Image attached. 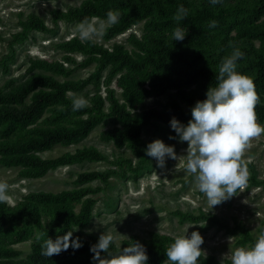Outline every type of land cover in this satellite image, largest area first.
Returning <instances> with one entry per match:
<instances>
[{
	"label": "trees",
	"instance_id": "1",
	"mask_svg": "<svg viewBox=\"0 0 264 264\" xmlns=\"http://www.w3.org/2000/svg\"><path fill=\"white\" fill-rule=\"evenodd\" d=\"M183 5L188 9V16L177 22L173 19L177 8ZM109 10L120 12L119 22L106 29L103 38L108 40L125 31L132 24L145 20L147 32L141 39L134 34L130 41L136 48L127 50L121 43H113L111 47L95 41H81L72 36L58 44L65 52L90 53L98 61V70L93 76L98 86L100 70L107 68L105 84L115 78L121 88L120 98L112 89H106L105 96L93 95L95 111L85 107L72 110L66 92L80 88L76 80L59 81L53 75L44 72H32L23 81L9 90H0V163L4 166H20V173L27 177L42 176L49 168L71 164L83 160L103 159V155L94 147H81L74 152H66L55 158H41L37 152L48 150L56 144L65 145L79 141L100 121L104 113L102 106L107 103L108 114L117 122L100 131V138L112 141L117 147L126 146L138 152L140 131L143 126L155 120V126L163 123L170 127L171 118L175 117L182 124L191 119V107L198 100L206 99V91L210 85L215 86L218 67L221 60L231 54V42L238 47L244 56L238 63L237 71L250 76L260 100L256 106L257 118L264 120V0H222L212 5L210 0H82L76 7L66 12L53 11V17L80 23L85 18L97 17L107 19ZM217 21V27L210 28L209 21ZM23 28L44 29L43 21L35 15H29ZM187 31L183 41H174L172 32L175 27ZM24 32V31H23ZM35 65H47V61L38 60ZM59 71V63H50ZM168 90L175 92L177 99H170L161 108L134 110L142 101L158 93ZM29 96V102L25 98ZM62 104L67 113H88L74 125L54 123L49 126L28 128L26 134L15 138V131H22L35 124L45 109L54 104ZM184 106L186 108H184ZM171 137L178 138L170 127ZM107 174L87 171L80 173L76 181L82 183L93 179H106ZM90 189L78 186L60 192H31L26 198L14 206L0 203V236L3 228L21 219H27L44 234L43 238L53 240L62 236L72 227H84L92 215V197L87 196ZM80 202L78 211L73 203ZM47 209L52 214L53 228L44 229L40 212ZM182 218L192 221L206 219L200 212L188 215L177 211ZM243 235L240 243H255L246 229L235 225ZM55 229V230H54ZM25 230L14 232V239L25 236ZM79 238L82 247L61 252L50 258L41 255L43 240L34 241L31 251L25 258H16V250L6 248L0 243V264H93L91 245L99 236ZM139 241L146 248L149 260L147 264H161L167 259L166 248L174 239L153 232L148 238L131 236L121 246L111 245L115 251ZM102 255H104L102 253ZM198 264H219L213 256L202 254Z\"/></svg>",
	"mask_w": 264,
	"mask_h": 264
},
{
	"label": "rangeland",
	"instance_id": "2",
	"mask_svg": "<svg viewBox=\"0 0 264 264\" xmlns=\"http://www.w3.org/2000/svg\"><path fill=\"white\" fill-rule=\"evenodd\" d=\"M82 0H0V90L5 92L12 86L23 81L32 72H44L53 75L59 81L76 80L80 88L66 92L75 93L88 100V108L95 111L93 95L100 93L105 96L106 89H112L120 98L121 88L115 78L107 86L105 77L107 68L101 69L98 86L94 75L98 70V61L94 55L79 52H65L58 44L72 36L78 24L64 18H54L53 11L66 12L76 7ZM35 15L43 21L44 29L23 28V22L29 15ZM97 18V17H96ZM98 20H106L99 19ZM145 20L132 24L125 31L105 40L103 37L94 40L111 47L113 43H121L129 51L136 48L130 41L134 34L141 39L147 32ZM24 31V32H23ZM38 60L59 63L62 69L55 66L35 65ZM177 99L173 90L166 93L153 94L145 98L132 111L149 108H161L170 99ZM29 102V96L24 100ZM184 108H186L184 106ZM104 113L100 121L79 141L65 145L56 144L48 150L37 152L41 158H55L66 152H74L81 147L92 146L102 155L103 159L83 160L71 164L49 168L42 176L27 177L20 173V166H4L0 163V181L9 185L11 197L8 206H14L24 200L31 192H60L78 186L90 189L87 196L92 197V215L84 227H72L74 235L84 239L99 236L105 232L115 238L114 245L119 247L131 236L148 238L153 232L175 238L188 230L198 231L204 243L201 245L205 254L213 256L219 264H230L224 255L237 247L253 245L250 241L240 243L243 235L235 225L246 229L255 241L261 227H264V134L250 142L242 159L247 164L250 178L243 190L231 199L214 206H209L207 199L193 183V178L184 170L183 158L173 160L166 158L163 168L157 161L146 155V147L155 139H161L166 145L174 146L177 156L185 155L187 142L179 138L170 139V127L155 120L142 127L140 146L136 152L126 146L117 147L112 141L100 138V131L117 122L108 114L106 102L102 106ZM88 113H67L62 104H54L45 109L44 113L33 125L14 133L15 138L26 134L28 128L49 126L54 123L74 125ZM258 119V118H257ZM258 123L264 125V120ZM94 171L107 174L106 179H93L77 183L76 178L82 172ZM78 211L80 202L73 203ZM177 211L188 215L203 212L206 219L192 221L182 218ZM41 224L44 229L53 228L52 214L47 209L40 212ZM203 226V227H201ZM25 230V236L14 239V232ZM55 230V229H54ZM43 234L32 222L21 219L6 225L0 236V243L6 248L16 250V258H25L31 251V245L37 235ZM44 237V234H43ZM43 240V239H41ZM224 257V258H223ZM165 261V260H164ZM163 261V262H164ZM163 262L161 264H163ZM94 264V262H93Z\"/></svg>",
	"mask_w": 264,
	"mask_h": 264
},
{
	"label": "clouds",
	"instance_id": "3",
	"mask_svg": "<svg viewBox=\"0 0 264 264\" xmlns=\"http://www.w3.org/2000/svg\"><path fill=\"white\" fill-rule=\"evenodd\" d=\"M210 3L216 5L222 0H210ZM106 15V20L83 19L75 26L74 32L85 42L102 38L106 29L120 19L118 10H109ZM187 16L188 9L180 5L173 19L180 22ZM208 26L217 27V21H209ZM186 35L187 31L179 26L173 29L174 41H183ZM229 47L233 50L220 62L216 85H210L206 99L196 101L191 107V119L187 124L175 117L170 120V127L179 141L187 142L186 154L178 157L174 146L166 145L161 139L153 140L145 150L161 168L165 166L166 158H183L185 172L192 176L193 183L205 195L211 209L246 187L250 172L242 157L250 142L264 134V125L258 123L255 111L260 100L255 83L250 76L237 71V62L244 53L231 42ZM67 95L72 100L74 112L89 104L83 96L71 92ZM8 189V183L0 181V203H10ZM41 239V255L47 258L59 255L69 247L77 250L83 246L78 237L73 239L72 231L57 236L55 240L38 234L37 240ZM114 242L111 234L103 232L99 235L98 241L90 247L94 264H147L146 248L139 241L112 251L110 247ZM203 243L198 231H192L189 236L187 230L183 235L175 236L174 242L166 248L167 259L163 264H198L201 255L205 254L201 247ZM225 256L230 259V264H264V227L259 229L253 245L229 250Z\"/></svg>",
	"mask_w": 264,
	"mask_h": 264
}]
</instances>
